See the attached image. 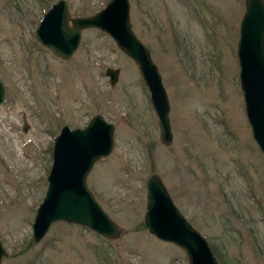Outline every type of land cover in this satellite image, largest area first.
I'll use <instances>...</instances> for the list:
<instances>
[{
	"label": "rangeland",
	"instance_id": "obj_1",
	"mask_svg": "<svg viewBox=\"0 0 264 264\" xmlns=\"http://www.w3.org/2000/svg\"><path fill=\"white\" fill-rule=\"evenodd\" d=\"M54 1L0 0V264H187L183 250L144 226L153 173L218 264H264V156L246 120L236 57L244 0H128L131 29L167 96L168 145L137 65L107 34L82 29L66 59L34 38ZM65 1L70 17L107 2ZM107 67L118 68L113 85ZM94 114L113 125V146L86 184L120 235L56 221L33 243L54 137Z\"/></svg>",
	"mask_w": 264,
	"mask_h": 264
},
{
	"label": "water",
	"instance_id": "obj_2",
	"mask_svg": "<svg viewBox=\"0 0 264 264\" xmlns=\"http://www.w3.org/2000/svg\"><path fill=\"white\" fill-rule=\"evenodd\" d=\"M84 28H96L107 34L135 62L156 116L159 141L168 145L172 134L167 116V96L148 49L131 29L128 0H107L93 14L75 17H70L65 0H55L42 14L35 27L34 38L56 56L66 59L77 48ZM236 57L246 120L251 136L264 156L263 0H244ZM104 74L109 84L113 85L118 78V68L107 67ZM2 99L0 82V102ZM112 146L113 125L100 114L92 115L82 128L61 126L53 140L45 192L35 208L31 223L33 243L38 242L56 221L85 227L105 239H115L120 235L117 224L96 201L86 184L93 164L107 156ZM145 191L143 223L148 232L183 250L187 264H218L208 241L179 212L157 174L148 176ZM3 252L0 243V258Z\"/></svg>",
	"mask_w": 264,
	"mask_h": 264
},
{
	"label": "bare ground",
	"instance_id": "obj_3",
	"mask_svg": "<svg viewBox=\"0 0 264 264\" xmlns=\"http://www.w3.org/2000/svg\"><path fill=\"white\" fill-rule=\"evenodd\" d=\"M1 45H2V44H1ZM26 137H27V136H26ZM26 137H25V138H26ZM27 138H28V137H27Z\"/></svg>",
	"mask_w": 264,
	"mask_h": 264
}]
</instances>
